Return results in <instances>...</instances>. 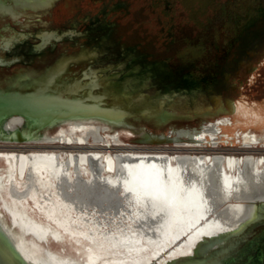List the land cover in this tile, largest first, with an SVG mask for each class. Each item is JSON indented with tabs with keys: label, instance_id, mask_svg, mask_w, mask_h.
Here are the masks:
<instances>
[{
	"label": "bare ground",
	"instance_id": "1",
	"mask_svg": "<svg viewBox=\"0 0 264 264\" xmlns=\"http://www.w3.org/2000/svg\"><path fill=\"white\" fill-rule=\"evenodd\" d=\"M49 1L0 0V17L16 21L27 13L23 8L38 9ZM18 36L3 40V47ZM39 36L48 44L61 38L54 32ZM67 59L32 85L0 88V109L6 107L0 112V137L21 136L24 143L84 144L92 139L108 146L117 141L107 132L110 125L126 124L133 114L121 103L125 84L111 78L95 93L102 88L96 73L65 77L72 74L74 58ZM140 113L172 119L161 108ZM58 125L56 133L48 131ZM173 132L142 130L140 135L154 145L202 143L218 129L212 124ZM253 208L264 209V156L112 153L111 148L0 152V249L13 251L19 264H57L50 254L76 264L95 262L101 254L110 258L106 264H188L202 254L206 260L197 261L204 264L264 217L250 212Z\"/></svg>",
	"mask_w": 264,
	"mask_h": 264
},
{
	"label": "rangeland",
	"instance_id": "2",
	"mask_svg": "<svg viewBox=\"0 0 264 264\" xmlns=\"http://www.w3.org/2000/svg\"><path fill=\"white\" fill-rule=\"evenodd\" d=\"M27 9L16 21L0 17V44L24 35L8 49H0V59L14 61L0 65V88L32 85L33 79L51 73L62 59L74 58L69 64L72 74L65 77L79 79L94 71L102 82L95 93L104 90L111 78L123 82V96L129 101L121 103L133 114L126 124L110 125L107 132L118 139L109 146L92 139L84 144L0 142V152L111 148L112 153L264 156V0H57L47 12ZM43 32L62 38L34 52ZM160 108L169 111L172 119L141 117L144 109ZM212 124L218 132L207 134L202 143L154 145L140 135L142 130L175 135L174 128L202 129ZM60 126L48 131L54 134ZM253 139L259 143H251ZM228 248L223 264H264V217L231 239ZM50 257L57 264H76L68 257ZM109 259L101 254L88 264H106Z\"/></svg>",
	"mask_w": 264,
	"mask_h": 264
},
{
	"label": "water",
	"instance_id": "3",
	"mask_svg": "<svg viewBox=\"0 0 264 264\" xmlns=\"http://www.w3.org/2000/svg\"><path fill=\"white\" fill-rule=\"evenodd\" d=\"M58 37H61V36H58ZM61 38H57V40H60ZM42 43H40V44H38V45H36L35 47H34V49H33V51L34 52H40V51H42L47 45H48V42L47 41H45L44 40V38H42ZM6 49H8V48H6ZM14 61H12V62H5L4 60H2V59H0V65H2V64H4V63H7V65H9V64H12ZM5 106H3V108H1L0 109V112H6L5 111V108H4ZM14 115H16L15 113H14ZM147 115V114H146ZM13 140V142H15V143H24V142H26L24 139H23V137H21V136H17L16 137V139H6V138H3V137H0V142H11ZM12 143V142H11ZM263 214H264V212H263ZM261 220V219H260ZM236 238V237H235ZM231 244H232V241H231ZM227 250H229V248L228 249H224L222 252H220L215 258H212V259H210V260H208V261H206V263H204V264H223L224 263V260H225V258L226 257H224V256H226L227 255Z\"/></svg>",
	"mask_w": 264,
	"mask_h": 264
},
{
	"label": "snow or ice",
	"instance_id": "4",
	"mask_svg": "<svg viewBox=\"0 0 264 264\" xmlns=\"http://www.w3.org/2000/svg\"><path fill=\"white\" fill-rule=\"evenodd\" d=\"M3 48V45L0 44V49ZM250 212L253 213H259V212H264V209H251ZM256 216H253L252 219H256ZM0 264H19V257L13 252L9 251L7 254L3 249H0ZM188 264H198V261L196 260L195 257H192L189 261Z\"/></svg>",
	"mask_w": 264,
	"mask_h": 264
},
{
	"label": "flooded vegetation",
	"instance_id": "5",
	"mask_svg": "<svg viewBox=\"0 0 264 264\" xmlns=\"http://www.w3.org/2000/svg\"><path fill=\"white\" fill-rule=\"evenodd\" d=\"M57 1V0H56ZM55 1V2H56ZM55 2H54V4L53 5H55ZM52 5V6H53ZM52 6H48V7H45V8H43V7H39L38 8V10H34V8H32V7H26V8H28L27 9V11L29 12V11H33V12H47ZM30 8H32V9H30ZM10 20H12V21H15V20H13V19H11L10 17H8ZM50 33H52V32H50ZM71 34H75L74 32H70ZM56 34V33H55ZM79 35V34H78ZM38 38L40 39V43H42V38L40 37V36H38ZM61 38H62V36H61ZM39 43V44H40Z\"/></svg>",
	"mask_w": 264,
	"mask_h": 264
}]
</instances>
